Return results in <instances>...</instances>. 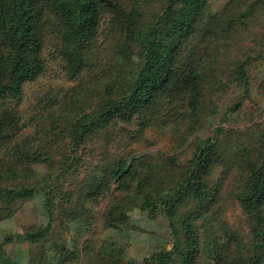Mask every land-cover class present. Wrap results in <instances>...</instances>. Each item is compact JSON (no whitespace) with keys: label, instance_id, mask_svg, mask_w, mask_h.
Listing matches in <instances>:
<instances>
[{"label":"trees","instance_id":"trees-1","mask_svg":"<svg viewBox=\"0 0 264 264\" xmlns=\"http://www.w3.org/2000/svg\"><path fill=\"white\" fill-rule=\"evenodd\" d=\"M208 4L209 0H0V148L7 152L0 157V222L12 218L32 198L40 199L46 218L35 230L6 235L0 242L2 264L14 263L5 249L11 241L35 244L29 264H64L74 259L85 264H132L126 247L110 231L104 238H93L94 229L82 242V251L63 240L66 230L81 234L91 226L83 216L90 214L85 203L108 196L112 184L120 194L111 196L103 212L104 228L129 236L134 226L129 211L134 207L147 219L164 216L168 221L171 249L147 257L144 264H200L204 258L232 264L225 250L241 251L246 246L251 252L238 264H264L262 123L245 131L219 127L205 138L198 137L190 144L197 160L194 167L179 170L175 155L161 158L140 152L145 148L143 136L156 126L177 127V138L186 140L190 132L182 128H193L195 118L201 128L207 125L205 98L212 99L216 84L209 82H217V68L211 60L203 64L204 55L196 57V50L182 64L185 52L216 34V28L231 33L235 22L257 25L252 16L264 10V0H229L221 9L226 18L222 25L219 18L217 23L212 20L215 16L209 13ZM50 46L58 47L70 79L96 70L99 63L104 69L96 70L98 79L83 80L75 89V101L54 95L42 106L61 108L63 114L45 134L42 146L33 149L32 140L26 137L31 118L22 119L18 107L25 86L46 71ZM246 60L240 59L236 75L248 86ZM8 102L15 105L7 108ZM240 106L238 102L234 108ZM174 111L180 118L174 117ZM166 117L178 119L169 124ZM127 122L137 126L135 133L122 128L121 139L126 133L129 141L120 142L122 149L113 152L118 125ZM96 134L104 137L105 149L86 167L78 198L71 192L67 198L60 196L62 200L55 198L51 185L55 170L33 183L20 182L19 178L35 176L33 164L50 165L54 160L51 146L57 140L76 155ZM77 164L75 160L70 168L62 169L66 179ZM216 167L222 171L219 180L215 179ZM232 169L239 172L233 191L251 228L250 243H245L242 230L224 220L226 208L218 209L222 181Z\"/></svg>","mask_w":264,"mask_h":264},{"label":"rangeland","instance_id":"rangeland-1","mask_svg":"<svg viewBox=\"0 0 264 264\" xmlns=\"http://www.w3.org/2000/svg\"><path fill=\"white\" fill-rule=\"evenodd\" d=\"M227 1L229 0H209L208 8L210 7L211 9L209 13L215 16V18L212 19L214 22L217 23V19L219 18V22L222 25L225 24V13H223L221 9ZM229 17L231 19L234 16L231 15ZM252 18H257V20L254 21L258 23L257 25H252L247 21L244 24H236L235 22L233 26H236V28L232 30L231 33L216 28V32H214L216 34L211 35L210 38L208 37L202 42L197 41L194 43L196 44L195 49H193L194 45H192L190 49L185 52V57L182 59V64L188 62L193 51L196 50V57L204 55L203 64H205V60H211L215 68H217V82L214 80L208 82L209 84L215 82L216 86H220L221 89H218L216 86L213 87L211 91L212 99L209 95L205 98L206 111L208 113L207 116L204 115L203 118H207V125L201 128V126H198L200 125L199 120L195 118L196 124H192L194 125L193 128L191 126H182V131L185 132L188 129L190 132L186 140L177 138V127L171 126L161 128L156 126L143 136L146 138V140H144L145 148L140 152H153L161 158H168L169 156L175 155L178 162L176 169L181 170V166L188 165L194 167L196 165L197 160L193 156V148L190 147V144L198 137L205 138L216 130L218 131L219 127H223L226 130L237 129L238 131H245L256 122L262 123L260 130H264V10L259 12L258 16H254L253 14ZM253 20H251V22ZM216 23L214 25H216ZM99 48L104 50L102 45H100ZM241 58H247L246 74H248V86L245 85L244 81L238 79L236 75V68L240 65ZM46 59V71L36 78L35 81L25 86L24 99L18 107V114L21 115L22 119L31 118V127L27 129L26 137L30 141L32 140L33 149L42 146V143L46 140L44 138L45 134L51 132L52 125L60 118V112L63 114L61 108L54 109L45 107V109H42V106L45 105L46 102L48 103V100L52 99L54 95H58V98H63V100H67V102L75 101L77 97L75 89L77 90L81 87L80 85L83 83V80L88 78H93V80L98 79L101 76L97 75L99 73L96 72V70H100L101 73L104 69L99 63L100 66L99 68L97 66L96 70H86L83 77L70 79L63 67V60L58 55V47H48ZM96 61L100 62L101 60L97 57ZM238 102L241 103V106L239 108H234ZM14 105V102L12 104L8 102L6 107H13ZM228 110H230V112L227 113ZM172 113L174 117L179 116L178 118H180L177 112L174 111ZM189 115L191 114L189 113ZM166 119L170 122L169 124H175L174 120L176 119L173 120L169 117H166ZM201 124L203 123L201 122ZM136 127V125L129 124L128 122L118 125L116 134L117 142L113 144V152L122 149L123 145L120 142L129 141L126 133L121 139L120 130L124 128L125 130H130L135 133ZM254 130L257 129L254 128ZM46 142L50 144L48 141ZM56 142L57 143L51 146L54 160L50 161V165L41 163L35 164V166L33 164V168L36 169L35 176H27L22 179L19 178V180L21 183H33L36 180L38 181L43 173L55 170V172H51V185L53 186V190L56 191L55 198H60L62 200V197L67 198L69 192H71L73 194L72 197L76 199L82 192L81 186L85 180L84 178L87 177L86 167L92 166V161H95L99 155L104 152V137L100 134H96L92 140L85 144L80 153L76 155L71 153L70 147L61 144L58 140ZM125 143L126 142L123 144ZM176 146H178V148H175ZM6 154L7 152L0 148V157H6ZM75 160L78 164L73 167V172H71L66 179L65 175L62 174L64 172L63 170L70 168ZM215 169V172H217L215 179L219 180L218 177L222 175V171L219 167ZM171 170L174 173L177 171L174 169ZM237 173L239 172H237L236 169H232L226 175L225 180L222 181V188L220 191L221 202L218 209L222 207L226 208V217L224 220L230 223L234 229L238 228L240 231L242 230L246 238L244 239L245 243H250L248 238L251 228L248 225L249 223L246 215L239 208L235 192L233 191L239 183L237 180ZM116 189V184H112L108 196L104 197L102 195V200L100 199L94 203L88 204L86 201L85 204L90 208V214H85L83 216L92 222L91 226L81 234H78L71 228L66 230L63 238L64 242L82 251V242L93 234L92 232H94V229L95 234L93 238L95 236L104 238L107 232L110 231V234H113L122 242L124 247H126L125 253L130 257V260L133 261L132 264H144L147 257L155 255L164 248H166V251L170 250L173 244V238L168 221L164 216H159L156 219H147L146 214L141 213L140 210L134 207L129 211L132 216L131 225H134L133 228L130 229L129 236L123 235V233L115 230L104 228L101 218L103 212L109 207L111 196L120 194V191ZM40 205L41 202L39 198L28 199L12 218L1 221L0 242L3 241L7 234L35 230L42 224H45L46 218H43ZM29 243L30 244H21L16 241H11L5 245L6 252L13 260V264H29L30 252L32 251L31 248L35 245L32 244V242ZM249 251L251 252V249L248 246L241 251L231 247L225 250V253H227L226 260L228 262L229 259L233 261L232 264H238V260L242 259L243 255L247 252L249 254ZM202 258L203 255L201 259ZM53 261L56 262L57 259H53ZM0 264L2 263L0 262ZM64 264H85V262L82 259H74L73 261L65 260ZM200 264L219 263L204 258Z\"/></svg>","mask_w":264,"mask_h":264}]
</instances>
